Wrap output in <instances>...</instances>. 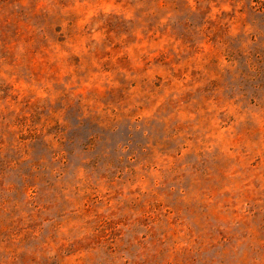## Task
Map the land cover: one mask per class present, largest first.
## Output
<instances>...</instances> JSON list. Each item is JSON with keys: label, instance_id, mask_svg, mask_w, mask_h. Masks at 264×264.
I'll return each mask as SVG.
<instances>
[{"label": "rangeland", "instance_id": "374dc122", "mask_svg": "<svg viewBox=\"0 0 264 264\" xmlns=\"http://www.w3.org/2000/svg\"><path fill=\"white\" fill-rule=\"evenodd\" d=\"M0 264H264V0H0Z\"/></svg>", "mask_w": 264, "mask_h": 264}]
</instances>
